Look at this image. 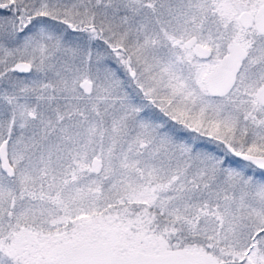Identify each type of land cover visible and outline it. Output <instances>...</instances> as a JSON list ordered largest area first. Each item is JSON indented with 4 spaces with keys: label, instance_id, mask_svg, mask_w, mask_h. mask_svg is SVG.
Segmentation results:
<instances>
[{
    "label": "snow or ice",
    "instance_id": "snow-or-ice-1",
    "mask_svg": "<svg viewBox=\"0 0 264 264\" xmlns=\"http://www.w3.org/2000/svg\"><path fill=\"white\" fill-rule=\"evenodd\" d=\"M0 264H264V0H0Z\"/></svg>",
    "mask_w": 264,
    "mask_h": 264
}]
</instances>
